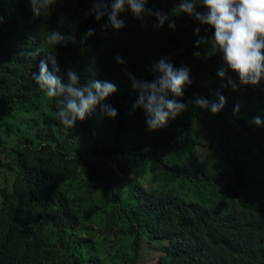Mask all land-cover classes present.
Instances as JSON below:
<instances>
[{
	"label": "trees",
	"instance_id": "trees-1",
	"mask_svg": "<svg viewBox=\"0 0 264 264\" xmlns=\"http://www.w3.org/2000/svg\"><path fill=\"white\" fill-rule=\"evenodd\" d=\"M179 3L147 7L170 13ZM92 8L93 0H56L37 16L30 0H0V169L13 177L0 184V264H141L150 256V264H264V127L249 123L264 117V80L243 85L229 71L234 91L217 75L224 61L211 43L214 28L186 13L170 16L172 29L129 10L116 31ZM89 29L95 35L82 45ZM51 31L67 44L50 46ZM199 37L209 42L197 47ZM49 51L65 83L68 69L80 84L114 83L107 103L117 117L97 107L75 127L62 125L60 99L32 78ZM164 57L187 66L192 79L177 98L190 119L175 136L151 134L126 75L151 81V66ZM217 92L228 99L219 114L193 104ZM205 141L212 151L202 156ZM158 172L150 185L145 178Z\"/></svg>",
	"mask_w": 264,
	"mask_h": 264
},
{
	"label": "clouds",
	"instance_id": "clouds-1",
	"mask_svg": "<svg viewBox=\"0 0 264 264\" xmlns=\"http://www.w3.org/2000/svg\"><path fill=\"white\" fill-rule=\"evenodd\" d=\"M55 2L56 0H30L32 12L37 16L42 9H49ZM148 3L149 0H93V8L89 14L94 15L97 21L107 16L108 20L103 27L119 31L126 26V22L119 18L120 14L129 10L137 19L155 16L158 26L162 27L168 22L172 29H175L176 25L170 16L186 13L201 24L214 28L211 43L215 49L222 52L224 61V65L217 70V75L226 79L234 91H238L239 85L228 75L229 71L237 73L240 84L243 85L256 86L264 80V0H180L170 13L153 12L147 7ZM198 6L205 7L207 11H198ZM199 31V28L195 29L197 36ZM94 35L95 29H89L80 43L87 44L88 38ZM46 40L54 48L68 42V38L59 31L48 32ZM208 42L207 37H199L196 46ZM53 53L54 51H49L41 60L39 74H33L32 78L46 97L60 99L62 107L57 112L60 123L71 129L76 126L78 120L84 121L93 115L97 107L102 117L115 119L118 110L107 103V100L118 91L117 86L106 78L103 81L92 79L87 84H80V77L72 69L67 70L65 83L54 74L60 71V67ZM33 55H39V50ZM195 55L199 56L200 53L196 52ZM116 59L120 64L125 63L122 57L117 56ZM49 62L53 68L51 72L48 68ZM151 71L157 74L151 81L138 79L134 74L126 72L132 89L138 93L133 109L144 110L146 124L152 130L151 134H155L154 130L158 128L165 131L175 129L171 133L175 136L180 133L181 127L186 128L185 121L190 119L188 106L177 99L184 96L185 87L192 83L190 69L187 66L177 68L164 57L151 66ZM211 96H214V99L197 97L193 104L213 115L219 114L227 107L228 99L220 92ZM234 111H239V105L235 106ZM262 118L254 116L249 123L264 127Z\"/></svg>",
	"mask_w": 264,
	"mask_h": 264
},
{
	"label": "rangeland",
	"instance_id": "rangeland-1",
	"mask_svg": "<svg viewBox=\"0 0 264 264\" xmlns=\"http://www.w3.org/2000/svg\"><path fill=\"white\" fill-rule=\"evenodd\" d=\"M212 149L210 142L205 141L201 146H200V152L202 153V156L206 154L207 151H210ZM162 175V172H158L155 174H151L147 176L145 179L149 182V184H154L156 185L158 183L159 177ZM4 177L8 180H11L13 177L10 173H8L5 169H0V184L5 181ZM151 256L148 259H141V264H150Z\"/></svg>",
	"mask_w": 264,
	"mask_h": 264
}]
</instances>
